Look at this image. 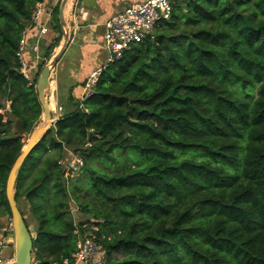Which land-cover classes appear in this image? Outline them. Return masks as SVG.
<instances>
[{"label": "trees", "instance_id": "1", "mask_svg": "<svg viewBox=\"0 0 264 264\" xmlns=\"http://www.w3.org/2000/svg\"><path fill=\"white\" fill-rule=\"evenodd\" d=\"M41 1L0 0V219L10 215L8 173L43 114L45 63L27 81L16 57ZM60 1L51 14L58 41ZM172 8L25 159L15 201L27 208L38 264L72 261L84 234L78 214L96 221L101 264H264V0ZM70 153L84 160L87 178L74 180L84 188L64 178ZM101 160L118 167L90 165Z\"/></svg>", "mask_w": 264, "mask_h": 264}, {"label": "crops", "instance_id": "2", "mask_svg": "<svg viewBox=\"0 0 264 264\" xmlns=\"http://www.w3.org/2000/svg\"><path fill=\"white\" fill-rule=\"evenodd\" d=\"M144 0H69L64 9V18L69 34V41L66 49L62 53L59 61L54 66L55 101L50 105L52 119L57 120L63 115L74 112L79 108V100L83 93V83L90 73L105 63V51L102 48L104 25L115 14L133 3H140ZM54 4V0H52ZM49 24L48 33L39 41V53L34 55L26 53L25 60L30 65L32 79L39 71L41 63H47V49L53 46L50 51V58L56 55L63 44V36L60 40L58 33L51 29ZM36 35V30L29 28L27 32L28 40H32ZM58 42V43H57ZM73 49L74 55L71 58H62ZM45 54V55H44ZM51 76V73H50ZM49 76V85H50ZM74 100V101H72ZM72 101V102H71ZM61 111H58V108ZM42 119V118H41ZM40 119V120H41ZM5 226L0 230V257L1 264H13L15 250L14 241L11 238L12 231L6 232ZM31 235H34V228Z\"/></svg>", "mask_w": 264, "mask_h": 264}, {"label": "built area", "instance_id": "3", "mask_svg": "<svg viewBox=\"0 0 264 264\" xmlns=\"http://www.w3.org/2000/svg\"><path fill=\"white\" fill-rule=\"evenodd\" d=\"M59 1L54 0V4L52 0H42L37 3L33 9L29 25L21 33L16 57L20 64V73L27 81H31L32 76L31 67L25 60V55L28 52L38 55L39 41L48 33L52 11ZM172 2L173 0H144L140 3H133L124 7L121 12L115 14L105 23L102 48L107 53V58L105 63L94 69L85 80L79 101L84 102L92 95L102 71L108 65L120 60L125 51L141 43L157 25L170 19L173 9ZM29 28L36 30V35L32 40L27 38ZM58 111H61L60 107ZM6 112L7 107L0 109V115H4ZM61 164H63L62 161L59 162V165ZM81 166L82 161L79 156L70 153L69 158L64 163V178L68 179ZM103 256L104 252L96 244L95 236L85 234L76 244L72 261H64L62 264H101Z\"/></svg>", "mask_w": 264, "mask_h": 264}, {"label": "water", "instance_id": "4", "mask_svg": "<svg viewBox=\"0 0 264 264\" xmlns=\"http://www.w3.org/2000/svg\"><path fill=\"white\" fill-rule=\"evenodd\" d=\"M69 0H61L58 9V21L61 34L63 36V44L60 50L54 55L50 61L42 68L36 82V90L38 94V100L41 105L42 123H39L34 131L29 135L28 140L22 149L19 156L14 161L5 184V199L9 208L13 232L11 238L14 241V262L13 264H38L33 262V241L32 235L24 223V218L21 215L17 203L15 201V184L18 173L30 152L37 146L42 137L48 132V130L54 126L59 120H52V111L50 105L45 99V92L49 88V76L53 67L59 61L62 53L67 47L69 41V34L66 27V21L64 18V9ZM13 132L15 136H24L23 125L20 121H16L13 126Z\"/></svg>", "mask_w": 264, "mask_h": 264}, {"label": "rangeland", "instance_id": "5", "mask_svg": "<svg viewBox=\"0 0 264 264\" xmlns=\"http://www.w3.org/2000/svg\"><path fill=\"white\" fill-rule=\"evenodd\" d=\"M51 26V29L53 30V28H52V24L50 25ZM102 46H103V44H102ZM69 49H71V48H69ZM69 53H67L63 58H62V60L61 61H63V60H66L67 58H71L73 55H74V50L73 49H71V50H69L68 51ZM106 53V52H105ZM32 54V53H31ZM45 55V54H44ZM107 58V53H106V55H105V59ZM50 61V60H49ZM49 61H47V63L49 62ZM46 63V64H47ZM54 70V67H53V69L51 70V76H50V85H49V88H48V90L45 92V99H46V101H47V103L49 104V103H51L52 102V100L51 99H53L54 101H55V99H56V95H55V88H52L51 86V83L53 82L54 83V74L52 75V71ZM36 75H38V73L36 74ZM39 76V75H38ZM84 84V83H83ZM83 87V86H82ZM79 103L80 104H82L83 102H81V101H79ZM41 118H42V116H41ZM40 118V119H41ZM43 119V118H42ZM42 119L41 120H39V123H42ZM53 120V119H52ZM38 123V124H39ZM28 137L29 136H26L25 138H26V141H25V143L27 142V140H28ZM77 153H79V152H77ZM74 154V153H73ZM75 155V154H74ZM79 158L81 159V161H82V166L79 168V170L77 171V172H75V173H73L70 177H68V179H67V185L70 187V186H73V187H78L79 189H81V188H84V187H82V183L83 182H85V180H86V178H87V175H85L84 173H83V166H84V160H83V158L82 157H80L79 156ZM27 164V163H26ZM90 165L93 167V168H95V169H98V170H101V171H104V172H109L113 167H118V164H116V165H110L109 163H107L106 161H103V160H101V161H91L90 162ZM29 169V167L26 165L25 166V168H24V173H27V170ZM82 169V170H81ZM78 176H81V180L83 181V182H81V183H75L74 182V180L75 179H77V177ZM18 207H19V209H20V211L23 213V215H24V218H25V220L27 221V223H28V227H29V229H30V231H32V229H33V225H32V223H31V220H30V218L28 217V212H27V208L24 206V203H22V202H19L18 203ZM73 214L74 215H76L77 213H75L74 211H73ZM0 221H1V224H2V228L5 226L6 228H5V230H6V232H10V231H12L13 232V228H12V222H11V217H10V215H4L1 219H0ZM75 221H76V223L77 224H80V223H84V225L83 226H81L82 227V230H83V232H84V234L83 235H85V234H90V235H93L94 236V234H95V232L98 230L96 227H94L93 226V224H95L96 223V221L94 220V219H91V217H89V216H85V215H81V214H78V217L75 219ZM86 222V223H85ZM77 232V231H76ZM31 233V232H30ZM35 235V234H34ZM34 235H32L33 237H34ZM99 258H100V256H99ZM121 258V253L120 252H116L115 254H113L112 255V259H120ZM2 259V256L0 257V260ZM33 262H35V260L33 259Z\"/></svg>", "mask_w": 264, "mask_h": 264}]
</instances>
